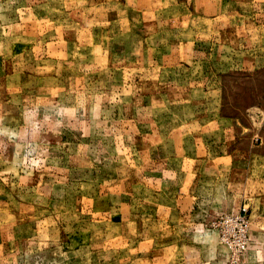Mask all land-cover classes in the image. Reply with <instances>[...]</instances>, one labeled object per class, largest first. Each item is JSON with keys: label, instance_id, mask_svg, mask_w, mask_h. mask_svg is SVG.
Here are the masks:
<instances>
[{"label": "rangeland", "instance_id": "374dc122", "mask_svg": "<svg viewBox=\"0 0 264 264\" xmlns=\"http://www.w3.org/2000/svg\"><path fill=\"white\" fill-rule=\"evenodd\" d=\"M0 264H264V0H0Z\"/></svg>", "mask_w": 264, "mask_h": 264}, {"label": "built area", "instance_id": "2783aa9c", "mask_svg": "<svg viewBox=\"0 0 264 264\" xmlns=\"http://www.w3.org/2000/svg\"><path fill=\"white\" fill-rule=\"evenodd\" d=\"M246 227V226H245Z\"/></svg>", "mask_w": 264, "mask_h": 264}]
</instances>
